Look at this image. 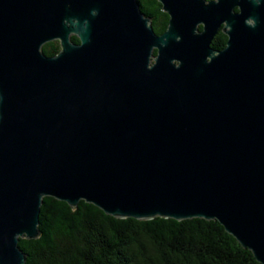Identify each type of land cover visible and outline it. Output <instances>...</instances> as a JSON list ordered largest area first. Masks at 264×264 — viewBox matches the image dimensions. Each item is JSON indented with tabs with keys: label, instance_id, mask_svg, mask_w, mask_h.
I'll return each instance as SVG.
<instances>
[{
	"label": "water",
	"instance_id": "95a60500",
	"mask_svg": "<svg viewBox=\"0 0 264 264\" xmlns=\"http://www.w3.org/2000/svg\"><path fill=\"white\" fill-rule=\"evenodd\" d=\"M158 1L160 34L138 0H0V264L44 196L214 219L264 264V0Z\"/></svg>",
	"mask_w": 264,
	"mask_h": 264
},
{
	"label": "trees",
	"instance_id": "16d2710c",
	"mask_svg": "<svg viewBox=\"0 0 264 264\" xmlns=\"http://www.w3.org/2000/svg\"><path fill=\"white\" fill-rule=\"evenodd\" d=\"M138 1L160 34L168 23L161 3ZM226 39L219 30L211 46L221 49ZM41 50L54 55L59 41L46 42ZM38 228L37 238H19L26 253L23 264H261L214 219L117 218L85 200L71 209L64 201L44 196Z\"/></svg>",
	"mask_w": 264,
	"mask_h": 264
},
{
	"label": "flooded vegetation",
	"instance_id": "af4514ba",
	"mask_svg": "<svg viewBox=\"0 0 264 264\" xmlns=\"http://www.w3.org/2000/svg\"><path fill=\"white\" fill-rule=\"evenodd\" d=\"M70 38H71L72 41H75L76 43L79 42V40H74L75 38H77V36H75L74 34H71V35H70ZM77 39H78V38H77Z\"/></svg>",
	"mask_w": 264,
	"mask_h": 264
}]
</instances>
